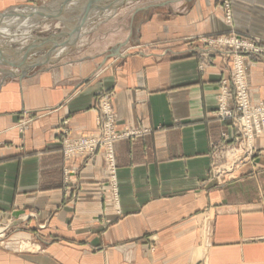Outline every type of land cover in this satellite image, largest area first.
<instances>
[{"label":"crops","instance_id":"obj_1","mask_svg":"<svg viewBox=\"0 0 264 264\" xmlns=\"http://www.w3.org/2000/svg\"><path fill=\"white\" fill-rule=\"evenodd\" d=\"M45 1L76 0H0V12ZM217 1L126 6L93 29L106 49L57 60L54 41L24 63L21 54L0 63V223L14 218L16 235L46 246L41 255L0 247V264H264V135L235 178L214 177L215 144L235 134L214 115L229 69L213 57L201 71L191 47L202 44L182 40L226 30ZM233 5L235 28L264 38V0ZM248 76L253 101L264 100V61L250 59ZM106 90L116 131H135L114 142L113 174L102 152L62 149L66 136L100 135Z\"/></svg>","mask_w":264,"mask_h":264},{"label":"rangeland","instance_id":"obj_2","mask_svg":"<svg viewBox=\"0 0 264 264\" xmlns=\"http://www.w3.org/2000/svg\"><path fill=\"white\" fill-rule=\"evenodd\" d=\"M76 1H74L76 4L65 5L62 7H59V5L55 2L47 3V1H45L39 5L36 4L15 7L7 11L0 12V16H2L1 14H6L5 16H2L6 19L0 20V25H12L11 29L13 31L18 29L17 34L19 36L16 37V41H11L9 38H5L3 36L1 37L0 35V47L5 48L4 51L6 52L5 57L1 56L0 52V63L8 64L15 60V55L19 54L22 55V62L24 63L29 60L31 50L35 49L36 44L39 43L51 44V42L57 41L61 50L63 49L62 51L60 50L61 52L57 51L55 55L57 60H65L66 58L64 57H69L67 58L69 60L78 59L81 58L83 54L85 55V53H91L94 49L107 48L110 46L108 38L99 42V40L95 38V33L93 32V29H95L96 26H98V30L100 29V24L104 23L102 22L103 19H109L110 15L121 13L123 10L125 11L127 8L126 6H130V9H133L134 13L137 14L144 6H146V4H152L156 0ZM216 6L223 12V23L226 27L224 32L201 36L196 39L191 37L182 39L186 40V43L188 42L190 45L195 40L202 44V46L191 47V51H193L194 54H197L200 58V70L206 69L207 66L211 64V58L213 57H220L222 62L229 69L228 77L222 79L220 82L221 90L218 95L214 115L223 122H229L231 127L234 129L235 134L230 139V142H219L215 144L213 153L214 163L212 167V171H214L212 174L215 178L218 177L217 169H215V157L223 151L225 152L229 147L230 156H233L234 158L236 156L233 155V152H236V150L243 145L244 135L241 131L243 121L249 128L264 125V100L256 102L253 101L248 76V63L250 59L264 61V38L245 31H239L235 28L233 0H218ZM19 12L23 13L22 18L30 17L34 21L30 32L31 34L26 40L20 36L21 32L25 29L21 27L25 25L20 26V23L18 22L12 23V20ZM107 13L108 15H105ZM103 29H106V26H103ZM143 47L144 46H138L137 48L139 51H142V49H144ZM113 52L114 51H110L107 53L109 56L107 57V60L113 57V55H111ZM44 55V52L38 54L36 52L34 53L35 58L42 59ZM11 72L13 71L5 70L7 76H9L8 74ZM25 74L26 72L23 70L21 77H24ZM109 104L110 111L114 113L115 116L112 106V93L111 91L106 90L101 93L97 102V108L99 111L98 126L100 128V132H104V124H109V119H107L106 114V112L109 111ZM33 118V116H29L20 119L18 126H21L23 129L28 128L29 123L33 120ZM224 135L225 133L223 136ZM261 135H264V133ZM97 136L99 135L82 134L77 137L66 136L62 141L64 156L68 158L76 155H70L69 151H67V141L69 139L73 141L79 140L83 137ZM253 144L254 141L252 142V146ZM101 152L108 171V160L105 157V153L101 145H98L95 153L91 155ZM83 155L91 156L89 154ZM236 170L231 177L229 176L230 178L224 177L221 180L229 181L230 179L235 178ZM67 173L68 172L66 171V177ZM72 196L74 198V191L72 192ZM29 216L19 217L17 222L23 224L28 221ZM14 220V218H9L6 223H0V247L6 249L12 248L22 254H44L46 252V246L37 239L36 235L33 237H30L28 234V236L26 234L18 236L14 233L12 224ZM42 226H44V224L39 225L40 228ZM23 243H25V245L27 244L28 247L24 248L25 246ZM20 245L21 248L23 247L22 249H19Z\"/></svg>","mask_w":264,"mask_h":264},{"label":"built area","instance_id":"obj_3","mask_svg":"<svg viewBox=\"0 0 264 264\" xmlns=\"http://www.w3.org/2000/svg\"><path fill=\"white\" fill-rule=\"evenodd\" d=\"M242 100V99H241ZM111 104V103H110ZM110 104L108 106L109 111L106 112L109 124H104V132L97 137H83L79 140L69 139L67 141V151L70 155L74 154H93L98 145H101L104 150L105 157L108 160V171L113 174L116 170L115 154H114V142L125 136H132L135 131H127L124 133L117 132L115 129V116L110 111ZM227 114V113H225ZM229 114V113H228ZM108 121V120H107ZM241 131L244 135L243 145L239 147L233 155L230 156L229 147L226 151L215 157V166L217 169V176L219 179L224 177H231L235 170L245 161L251 159L254 156V150L252 146L253 139L258 135L264 133V125H258L256 127L249 128L243 121L241 125ZM101 137V138H100ZM229 177V178H230Z\"/></svg>","mask_w":264,"mask_h":264},{"label":"bare ground","instance_id":"obj_4","mask_svg":"<svg viewBox=\"0 0 264 264\" xmlns=\"http://www.w3.org/2000/svg\"><path fill=\"white\" fill-rule=\"evenodd\" d=\"M73 1V0H72ZM77 2V1H76ZM72 3V2H71ZM73 4H76V3H73ZM27 8V7H26ZM37 10V9H36ZM110 11V10H109ZM113 13V12H112ZM37 14V13H36ZM22 15H23V13H21V12H19L15 17H14V19L12 20V23L13 22H18V23H20V26L21 25H25V26H23V27H21V28H25L22 32H21V37L23 38V39H27V38H29V36H30V32H31V29H32V27H33V19L32 18H30V17H23L22 18ZM105 15H108V13L107 14H105ZM4 19H6L5 17H2V16H0V20H4ZM11 26L12 25H7V26H5V25H0V35H1V37L3 36V37H5V38H9L11 41H16L17 40V38L16 37H19L18 36V34H17V31H18V29L17 30H15V31H13L12 29H11ZM85 27V26H84ZM21 30V29H20ZM84 31V30H83ZM77 34V33H76ZM5 40V39H4ZM8 42V41H7ZM1 44V43H0ZM10 45V44H9ZM2 46V45H1ZM4 49L5 48H3V47H0V52H1V56H3V57H5L6 55H5V51H4ZM16 72H18V71H16ZM24 248H26V247H28L27 246V244L25 245L24 244Z\"/></svg>","mask_w":264,"mask_h":264},{"label":"water","instance_id":"obj_5","mask_svg":"<svg viewBox=\"0 0 264 264\" xmlns=\"http://www.w3.org/2000/svg\"><path fill=\"white\" fill-rule=\"evenodd\" d=\"M2 16H5L6 14L4 13V14H1Z\"/></svg>","mask_w":264,"mask_h":264}]
</instances>
